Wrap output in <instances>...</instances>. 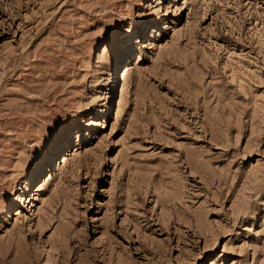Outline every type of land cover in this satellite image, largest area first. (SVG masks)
Masks as SVG:
<instances>
[{
	"label": "rangeland",
	"instance_id": "1",
	"mask_svg": "<svg viewBox=\"0 0 264 264\" xmlns=\"http://www.w3.org/2000/svg\"><path fill=\"white\" fill-rule=\"evenodd\" d=\"M133 2L0 0V193L20 205L0 264H264L260 0H172L170 34L117 75L92 54ZM54 114L94 131L33 189Z\"/></svg>",
	"mask_w": 264,
	"mask_h": 264
},
{
	"label": "snow or ice",
	"instance_id": "2",
	"mask_svg": "<svg viewBox=\"0 0 264 264\" xmlns=\"http://www.w3.org/2000/svg\"><path fill=\"white\" fill-rule=\"evenodd\" d=\"M217 2L219 3L220 0ZM170 3L172 0H134L131 11L123 19L114 20L112 24L105 26L101 33L102 38L96 40L92 54L93 63L96 62V55L101 52L102 48L104 66L117 75L125 67L136 63L138 58L142 64L148 63L147 55L150 46L159 45L170 34L171 28L166 29L165 25H170L172 13L164 11L165 6ZM178 3L180 0H177ZM149 4L152 5L151 9L147 7ZM249 6L245 4L242 7ZM227 7L232 8L233 5L229 4ZM253 7L261 10V14L264 15V0H260ZM235 11L239 13L240 10L235 9ZM249 23H253V20L249 19ZM255 25L264 28L260 20H255ZM99 26L97 24V27ZM157 33L161 36L159 40ZM257 38L264 41V31H258L252 36L253 41ZM152 51L155 52V48H152ZM203 66L210 76L211 68L207 64ZM198 83H206V81H193L192 86L196 87ZM231 83L234 85L236 80L233 79ZM81 115L86 120V114ZM46 120L51 122L46 123L40 135L36 137L41 142L39 147L32 151L28 171L24 176V179L29 181V187L33 189L37 186L50 187V185L46 186L44 181L48 179L50 172L55 171L61 157L75 147L78 140L83 143L94 131L93 128L86 126L85 120H82L79 115L62 117L60 114H54ZM18 194L10 193L8 190L0 193V224L6 217L10 220L15 215L16 209L20 207L15 199ZM2 232L3 228H0V233Z\"/></svg>",
	"mask_w": 264,
	"mask_h": 264
},
{
	"label": "bare ground",
	"instance_id": "3",
	"mask_svg": "<svg viewBox=\"0 0 264 264\" xmlns=\"http://www.w3.org/2000/svg\"><path fill=\"white\" fill-rule=\"evenodd\" d=\"M125 74H126L125 71L122 72V79H121V80H122V88H123V89L127 86V77H126ZM123 89H122V90H123ZM63 160L65 161V158H63ZM30 204L33 205L32 202H30Z\"/></svg>",
	"mask_w": 264,
	"mask_h": 264
}]
</instances>
